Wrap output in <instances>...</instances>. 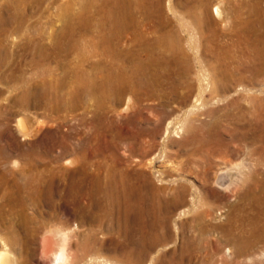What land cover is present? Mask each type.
<instances>
[{
  "label": "rangeland",
  "instance_id": "1",
  "mask_svg": "<svg viewBox=\"0 0 264 264\" xmlns=\"http://www.w3.org/2000/svg\"><path fill=\"white\" fill-rule=\"evenodd\" d=\"M107 1L0 0V252L51 264V234L68 237L76 264H264V241L239 252L264 143L238 138L264 115V0ZM136 63L146 77L124 81ZM227 68L233 81L214 93ZM208 132L230 151L207 155ZM237 166L233 185L218 188V173ZM122 172L144 186V234L122 204L105 217L69 188L97 175L120 195ZM53 173L50 193L16 187Z\"/></svg>",
  "mask_w": 264,
  "mask_h": 264
},
{
  "label": "bare ground",
  "instance_id": "2",
  "mask_svg": "<svg viewBox=\"0 0 264 264\" xmlns=\"http://www.w3.org/2000/svg\"><path fill=\"white\" fill-rule=\"evenodd\" d=\"M128 1H132V0H128ZM110 2H112V0H108L106 3L108 4ZM222 12L223 11H222V9H220L219 6L216 7V13L219 16V18L224 17ZM103 40H107V39L105 38ZM171 62L177 64L183 70V72H185L186 74H189L192 71L191 67H188V66L186 67L185 65L178 64L175 61H171ZM215 67L217 68V66H215ZM147 70H148V67H146V65L141 64V63H136V69L133 71V74H131V75L123 74V76H121V77H123L124 81H126L127 78H131L134 76L135 77L137 76V77H140L141 79H143L147 75ZM217 72L219 73L221 71H217ZM225 72H227V73L225 74ZM221 73L224 75V77L222 76V81L224 83L222 81H216V82L214 81L216 83V86H214L216 89L213 90L214 93L215 92L218 93L220 90H222V91L225 90L226 86H227L226 83H230V81H233V80H231V77L229 76L232 73L230 71H228V68H227V71H225V69H224V70H222ZM212 77L215 78L214 76H212ZM239 82H240V79H239ZM190 86H193V85L191 84ZM200 87L202 88V85ZM233 103L235 105L239 104L236 101ZM263 106H264V104H263ZM213 113H214L213 111H209L208 115H213ZM213 126L215 127L216 124H214ZM21 127L23 130H25V121L21 122ZM247 132L248 133H245L238 138L240 140H245V141H246V139L252 138V140H255V141L259 140V142L261 141L264 143V115H262L258 118H256V116H254V117H251L250 119H248V131ZM222 144H224L222 138H219L215 135H211L208 132V134H206L204 136V139L202 141L203 151L207 152V155H210V156L211 155L212 156H222L226 153V151L227 152L230 151V149H227V150L222 149ZM235 152H236L235 150H232V153H235ZM262 152H264V151H262ZM260 153H261V151H260ZM84 161H87V158L84 159L83 162ZM152 163H153L152 160L150 163L148 162V164H152ZM17 164L18 163L15 162L16 166H17ZM260 165H262L264 167V158L261 159ZM83 172H84V170H83ZM241 173H242L241 166L232 167V168H225V169L221 170L220 173H218V175L215 179V184L218 188L228 189L233 185L235 178L239 177L241 175ZM84 174L86 176V173H84ZM55 175L56 174L53 173L51 179H47L48 177L46 178L42 174H41V177H39V178H37L35 176H31L25 185L18 184V185H16V187L18 189L33 190L34 192L36 190H41V188H43V190L45 192L50 193L53 190V184H56V183H54L55 182L54 181ZM131 176L132 175L129 172L120 173L119 182L122 184V191H121L120 195L114 194L112 192L115 189L114 183L108 182V180H104L97 175L92 178L91 186L89 188L87 187V189H86V185H84V180H80L78 182L76 181L75 183L73 182L72 187H69V188L76 194V200L75 201H76L77 206L82 205L83 199L88 197L90 200V203H89V205L85 206V209L90 210L93 208H98L105 213V217L111 215V208L107 209L108 206L115 205V204L116 205L122 204L126 208L125 209V216L127 217V220L129 221L128 227L129 228H135V230H133L131 232L144 234V232H142V231H144V228H145V218L147 215L145 213V211L143 212L144 208H143L142 190L144 189V186L140 187L138 181L136 179H132ZM138 176H139V174H136L135 177L138 178ZM82 179H84V178H82ZM256 182L257 181H255V183ZM257 189L260 190V196L254 198V196L256 195L255 192ZM247 192L252 198H254L253 201L256 202L257 215L251 219V223H250L252 226V232L250 234L251 236L248 237L247 239L243 238L242 236L239 238V240L242 241V243H243V246L239 250L240 253H246V251L249 249V247L251 246V243L254 240L259 241V242L264 241V179L260 182L258 181L257 186L251 187ZM155 193H156V191L152 192L151 195H154ZM72 195H74V194H72ZM107 211H108V214H107ZM243 222H244V220H243ZM248 222H250V221H248ZM262 222H263V224H262ZM237 223H238V221H237ZM93 239L94 238L91 236L88 244L85 245L84 247L82 246V249L85 250V253L89 252L90 243ZM68 243H69L68 237L66 235H64V237L62 239H60L58 242L55 240L53 235H51V234L46 235L43 239L42 258H44V260L45 259H49V260L51 259L52 260V261H50V262H52L51 264H76V259H73L70 261V258L68 257V255H69L68 254L69 253V248H68L69 244ZM0 264H15L11 253L8 252L6 249L0 252Z\"/></svg>",
  "mask_w": 264,
  "mask_h": 264
}]
</instances>
